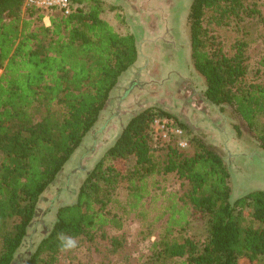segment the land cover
Segmentation results:
<instances>
[{"label":"trees","instance_id":"obj_1","mask_svg":"<svg viewBox=\"0 0 264 264\" xmlns=\"http://www.w3.org/2000/svg\"><path fill=\"white\" fill-rule=\"evenodd\" d=\"M70 1L72 12L54 11L47 26L45 15L25 8V0H0V264H56L71 240L92 239L107 226L121 230L132 214L140 218L139 238H155L156 264H260L264 191L235 198L228 165L201 137L187 148L155 143L153 120L171 116L152 107L129 119L82 182L77 200L59 207L34 251L20 257L42 196L140 57L136 37L120 34L102 17L101 0ZM256 14L247 0H192L188 23L204 98L221 110L230 107L264 150V80L248 75L247 44L228 48L215 30ZM173 173L187 181L182 195H169L163 213L147 222L144 200L158 176ZM121 190L124 202L117 197ZM193 215L205 222L202 239L187 235Z\"/></svg>","mask_w":264,"mask_h":264},{"label":"rangeland","instance_id":"obj_2","mask_svg":"<svg viewBox=\"0 0 264 264\" xmlns=\"http://www.w3.org/2000/svg\"><path fill=\"white\" fill-rule=\"evenodd\" d=\"M101 1L102 17L120 34L136 37L140 57L135 66L122 75L99 121L42 196L36 222L20 253L22 259L34 251L51 228L59 207L77 200L82 182L129 119L149 107L171 116L158 115L162 116L158 118L172 119L180 127L184 125L185 129L181 128L188 145L193 137H201L209 148L222 156L231 171L230 187L235 198L251 191H264V150L230 107L221 110L204 98L205 81L194 70L191 57L188 15L192 0ZM247 3L258 14L243 21H232L229 26L219 25L215 30L228 48L237 42L247 44L248 75L263 81L264 67L260 60L264 55V0H247ZM84 7L87 8V4ZM153 136L155 143L165 141L154 131ZM170 141L178 144L176 139ZM156 179L158 183L144 200V209L149 211L147 222H154L165 210L169 195L181 196L187 184L174 173ZM125 196V191L118 192L121 202ZM167 221L168 216H165L156 223L158 230ZM205 226L199 215H193L187 235L202 239ZM141 229L140 218L132 214L121 230L107 226L96 231L92 239L71 240L56 264H156L151 252L155 238L140 239ZM260 264H264V258Z\"/></svg>","mask_w":264,"mask_h":264},{"label":"built area","instance_id":"obj_3","mask_svg":"<svg viewBox=\"0 0 264 264\" xmlns=\"http://www.w3.org/2000/svg\"><path fill=\"white\" fill-rule=\"evenodd\" d=\"M24 7L40 10L45 15V25L49 26L50 15L54 11H60L64 15H69L72 12L73 6L70 0H25ZM151 127L155 135L162 140L170 141L176 139L181 148L188 146L184 130L172 119L156 118L153 120Z\"/></svg>","mask_w":264,"mask_h":264}]
</instances>
